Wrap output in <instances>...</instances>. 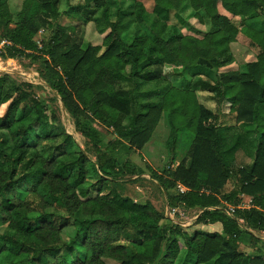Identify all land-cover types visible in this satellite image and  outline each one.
Here are the masks:
<instances>
[{"label": "trees", "instance_id": "16d2710c", "mask_svg": "<svg viewBox=\"0 0 264 264\" xmlns=\"http://www.w3.org/2000/svg\"><path fill=\"white\" fill-rule=\"evenodd\" d=\"M13 1L0 0V58L37 64L55 98L0 75V264H264V240L252 232H264V28L249 23L264 18V0H154L156 19L139 0H66L64 9L61 0ZM90 23L105 35L101 44L86 39ZM240 35L259 53L229 69ZM201 62L215 68L216 82L193 81ZM177 64L171 83L164 67ZM198 92L219 95L237 124L263 130L251 164L233 168L240 142L226 148ZM57 99L88 151H76ZM165 111L170 148L181 128L194 139L179 163L172 158L161 173L148 166L150 177L168 207L201 210L196 224L221 223L223 234L191 232L124 193L120 180L138 182L145 172L116 153L144 149ZM99 123L116 139L105 143ZM179 183L188 191L179 193ZM243 195L253 198L250 208H240ZM243 242L255 251L248 260Z\"/></svg>", "mask_w": 264, "mask_h": 264}, {"label": "rangeland", "instance_id": "374dc122", "mask_svg": "<svg viewBox=\"0 0 264 264\" xmlns=\"http://www.w3.org/2000/svg\"><path fill=\"white\" fill-rule=\"evenodd\" d=\"M65 1L66 0H61V9H64V7H66ZM77 1L78 0H75L74 2ZM139 1L142 2L147 8L148 15L152 19H156V16L153 13L155 5L154 0ZM13 2L17 5V7H20L21 0H14ZM12 7L13 11H16L13 4ZM219 10L224 13V10L221 7H219ZM64 22L65 19L60 20V24H64ZM191 22L196 27H198V29H203V27L199 25L196 20H192ZM236 22H239L238 18L236 19ZM172 23H176V21L173 20ZM249 23H254V26L258 29L264 28V18H259ZM84 30L86 33V39L93 44H101L102 39L105 37V35L101 36L97 33L96 27L93 23L85 26ZM48 36L49 32L43 31L42 33H39L36 39L42 45L43 40ZM232 50L235 55V64H233L229 69H237L239 66H242L245 63L254 61L257 54L259 53L258 47L255 46L254 48H252L251 40L243 35H240L238 42L232 45ZM209 65L210 64H208L207 66V64H205L204 62L200 63L201 68H196L193 71H197V73L200 74V76L193 79L194 82L198 80V78H202L204 80L212 82H216L219 79L218 72H216L214 67H211ZM181 69L182 67L179 64H177L176 66L164 67V75L166 77V80L171 81V83L177 81L178 78L171 75V73L175 71L179 72L181 71ZM225 70L226 69H223V71ZM241 71L245 73L247 69L243 68ZM5 73L11 74L14 79H16L20 83L25 82L33 84L35 87L34 90L36 92V95L41 99L51 101V99L55 98L54 93L50 90L46 82L40 77L38 65L31 63L28 59L3 60L2 58H0V75ZM197 94L200 103L216 113L218 117L216 123L221 127V130L223 132L222 134L225 137L226 148H231L237 141L240 142V147L238 148L233 168L238 170L245 165L251 164L254 158L257 142L261 137L263 130L260 133L255 125L249 126L244 124H237L235 114L231 112L228 104L220 103V99L218 98L220 97L219 95H215L209 92H198ZM52 106L56 109L67 131L75 137L77 141L76 151H88L87 140L75 131L73 119L64 108L61 100L57 99L56 101L52 102ZM95 126L100 131L105 143L116 139V136L113 133L112 129H107L100 123L96 124ZM170 130L171 128L169 125V111H165L155 132L153 133L152 137L154 139V143L156 144L152 147V149L144 148L136 153L133 152L131 154H126L125 149L121 148L116 153L117 158L123 157V160L130 161V163H132L136 168L142 169L145 172V174L140 177V180L138 182H126V179H128V177H130L131 175L122 178L120 181L125 187L124 193L127 196H130L133 199L137 200L138 202H146L152 199H156V201H158V210L165 212V214L168 208L166 207V200L163 196V191L161 190L160 186L150 177V173L148 171V166L150 165L148 163L154 165L156 171L160 173L163 172V170L167 168L172 158H177L178 161L181 160V156L189 150L194 139V133L192 130L181 128L178 131V137H176V145H173L174 147L170 148L169 144H166L170 135ZM89 155L91 158H94L93 154L90 153ZM135 178L136 177H134L133 179ZM234 181L235 180L229 181L225 188L226 192H229L234 188ZM197 214L198 212L186 211L184 212L183 217L179 214L177 215L176 219L179 224L187 227L192 232L199 227L194 224V218ZM218 232H222V225L220 226V229L218 228ZM253 233L258 237L264 239V232L253 231ZM62 238L64 241H67L66 236H63ZM240 250L245 252L247 260L254 257L255 255V251L253 250V248H248L245 245V242L241 244ZM107 264H117V262L107 261Z\"/></svg>", "mask_w": 264, "mask_h": 264}, {"label": "crops", "instance_id": "0c3cea01", "mask_svg": "<svg viewBox=\"0 0 264 264\" xmlns=\"http://www.w3.org/2000/svg\"><path fill=\"white\" fill-rule=\"evenodd\" d=\"M91 24V23H90ZM168 143V140H167V142H166V144ZM155 144L156 143H154V139H153V137H152V139L150 140V142L145 146V149H147V148H150V149H152V147L153 146H155ZM186 154V153H185ZM185 154L184 155H182L181 157L183 158L184 156H185ZM237 155V154H236ZM236 155H235V157H236ZM181 158V159H182ZM181 161V160H180ZM180 161H178L177 160V158H175V162L176 163H179ZM149 162V161H148ZM147 162V163H148ZM152 168H154V165H152V164H150V163H148ZM154 170H155V168H154ZM163 196H164V198H165V200H166V207H168V202H167V197H166V195H165V193H163ZM252 200H253V198L251 197V196H248V195H243V202H242V204H241V207L240 208H250L251 206H252ZM150 202L157 208V209H159L158 208V201H156V199H152V200H150ZM183 214H184V212H186L187 210H181V209H179ZM191 211H193V212H198V214L195 216V218H194V220H195V222H194V224H196V221H197V219L200 217V215H201V213H202V211L201 210H191ZM191 211H189V212H191ZM222 224L221 223H215V224H196V226H199L198 227V229H195V230H200L201 232H204V233H220V234H223V232H218V228L220 229V226H221ZM211 227H213V228H211ZM222 231H223V227H222ZM253 232V231H252ZM255 235V234H254ZM257 236V235H256ZM264 240V239H263Z\"/></svg>", "mask_w": 264, "mask_h": 264}, {"label": "built area", "instance_id": "2783aa9c", "mask_svg": "<svg viewBox=\"0 0 264 264\" xmlns=\"http://www.w3.org/2000/svg\"><path fill=\"white\" fill-rule=\"evenodd\" d=\"M40 33H42V32H40ZM5 44H6V41H2V42L0 43V48H3ZM39 44H40V43H39ZM177 190L179 191V193H185V192L188 191V189H187L184 185H182L181 183L178 184V186H177ZM235 210H236L235 207H233V206H231V205H227V210H226V212H227V214H228L229 216H233L234 213H235ZM179 214H180L182 217L184 216V214H183L179 209H177V208H176V209H171L170 207L167 208L166 216H167L169 219H172L174 222H177L176 217H177V215H179ZM177 223H178V222H177Z\"/></svg>", "mask_w": 264, "mask_h": 264}]
</instances>
